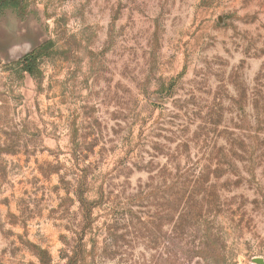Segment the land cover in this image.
<instances>
[{
    "label": "rangeland",
    "instance_id": "obj_1",
    "mask_svg": "<svg viewBox=\"0 0 264 264\" xmlns=\"http://www.w3.org/2000/svg\"><path fill=\"white\" fill-rule=\"evenodd\" d=\"M16 1L0 264H260L264 0Z\"/></svg>",
    "mask_w": 264,
    "mask_h": 264
},
{
    "label": "trees",
    "instance_id": "obj_2",
    "mask_svg": "<svg viewBox=\"0 0 264 264\" xmlns=\"http://www.w3.org/2000/svg\"><path fill=\"white\" fill-rule=\"evenodd\" d=\"M16 0H0V8L5 6H13L16 7L18 4ZM46 46H39L32 51L26 53L20 60L25 62L24 70L27 71L31 75H39L40 70L37 65V60L39 56H41L45 52Z\"/></svg>",
    "mask_w": 264,
    "mask_h": 264
},
{
    "label": "water",
    "instance_id": "obj_3",
    "mask_svg": "<svg viewBox=\"0 0 264 264\" xmlns=\"http://www.w3.org/2000/svg\"><path fill=\"white\" fill-rule=\"evenodd\" d=\"M24 55H21V57H23ZM255 261L258 262V263H260V264H263L264 263V259H262V258H256Z\"/></svg>",
    "mask_w": 264,
    "mask_h": 264
}]
</instances>
